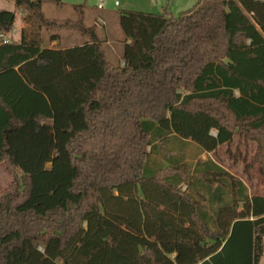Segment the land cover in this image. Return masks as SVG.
<instances>
[{
	"label": "trees",
	"instance_id": "16d2710c",
	"mask_svg": "<svg viewBox=\"0 0 264 264\" xmlns=\"http://www.w3.org/2000/svg\"><path fill=\"white\" fill-rule=\"evenodd\" d=\"M42 1L15 0L35 30L0 37V264H259L264 195L185 148L243 137L263 171L264 0L124 10L122 66L82 5L51 18ZM15 20L0 8V34Z\"/></svg>",
	"mask_w": 264,
	"mask_h": 264
},
{
	"label": "rangeland",
	"instance_id": "374dc122",
	"mask_svg": "<svg viewBox=\"0 0 264 264\" xmlns=\"http://www.w3.org/2000/svg\"><path fill=\"white\" fill-rule=\"evenodd\" d=\"M199 3L203 5L204 0H43L42 8L48 17L76 19L78 13L75 11L74 5H82L86 13L85 21L88 25L96 26L108 57L113 64L122 66L121 51L125 41V35L119 23V15L122 11L137 10L153 13L167 11L169 15H178L181 12L193 10ZM14 7L13 0H0V8L2 9L13 11ZM16 9L18 10L17 7ZM27 16V14L23 15L25 21ZM97 17L102 18L103 21L105 20L106 25L99 22ZM31 28V32H33L35 28L28 24L25 31H29ZM75 34L77 39L73 40V43L75 41L79 44L84 43L88 39L77 32ZM6 39L14 40L12 38ZM107 39H110L109 42H106ZM256 150V142L245 141L243 137L240 138L238 136L234 137L230 143L222 144L216 151L210 153L202 152L199 154L193 143H189L185 148L190 161H196L197 159L206 160L211 157L236 174H240L251 195L264 194V160L262 171L259 163H253ZM11 181V175L7 172L5 165L0 162V190L6 189ZM259 264H264V248Z\"/></svg>",
	"mask_w": 264,
	"mask_h": 264
},
{
	"label": "crops",
	"instance_id": "0c3cea01",
	"mask_svg": "<svg viewBox=\"0 0 264 264\" xmlns=\"http://www.w3.org/2000/svg\"><path fill=\"white\" fill-rule=\"evenodd\" d=\"M13 4H14V9L13 11L16 12V20H15V23H14V26H13V29L7 33L6 35H4L5 38H12L18 42H20L24 36L26 34H28V32L31 31V29L26 32L25 30L27 29L28 27V23H26V21L24 20L23 18V15L27 14L26 12H23V11H20L16 9V5H15V1L13 0ZM43 9V8H42ZM44 11V9H43ZM45 12V11H44ZM46 14V13H45ZM53 18V17H51ZM61 18V17H60ZM64 18V17H62ZM69 18H73V17H69ZM85 18H86V13H85ZM97 20L99 22H102L103 24L106 25V21L102 18H99L97 17ZM26 33V34H25ZM76 33V32H75ZM74 32H69V31H60L58 32V36L57 38L55 39H50L49 36H50V32H42V37H43V42H42V45L43 47H49V48H60V49H65V48H69V47H73L75 45H79V43L77 41H75V43H73V40H76L77 39V36ZM110 39H107L106 42H109ZM127 43L131 42L130 39L126 40ZM82 44V43H80ZM123 50V48H122ZM122 53V51H121ZM124 64V61H122V65ZM230 143V142H229ZM224 144H228V143H224ZM222 145V144H221ZM219 145V146H221ZM206 153H210V152H207L205 151ZM204 152V153H205ZM209 159V158H207ZM206 159V160H207ZM210 159L214 160L213 158L210 157ZM215 161V160H214ZM217 162V161H215ZM218 163V162H217ZM220 164V163H218ZM221 165V164H220ZM222 167H224L226 170H228L229 172H231L232 174L240 177L242 180H243V177L240 175V174H236L235 172L231 171L229 168L221 165ZM244 181V180H243ZM245 182V181H244ZM246 184V183H245ZM260 195H264L263 193H259Z\"/></svg>",
	"mask_w": 264,
	"mask_h": 264
},
{
	"label": "built area",
	"instance_id": "2783aa9c",
	"mask_svg": "<svg viewBox=\"0 0 264 264\" xmlns=\"http://www.w3.org/2000/svg\"><path fill=\"white\" fill-rule=\"evenodd\" d=\"M116 3H118V2H116ZM99 7H101V5H99ZM0 37L4 38V41H8V39H6V38L4 37V35L0 34Z\"/></svg>",
	"mask_w": 264,
	"mask_h": 264
}]
</instances>
